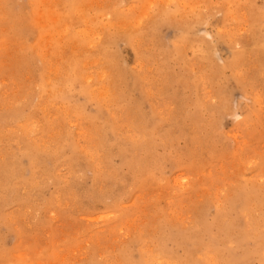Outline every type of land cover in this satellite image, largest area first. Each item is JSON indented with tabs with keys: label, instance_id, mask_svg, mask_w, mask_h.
Masks as SVG:
<instances>
[{
	"label": "rangeland",
	"instance_id": "1",
	"mask_svg": "<svg viewBox=\"0 0 264 264\" xmlns=\"http://www.w3.org/2000/svg\"><path fill=\"white\" fill-rule=\"evenodd\" d=\"M0 264H264V0H0Z\"/></svg>",
	"mask_w": 264,
	"mask_h": 264
},
{
	"label": "bare ground",
	"instance_id": "2",
	"mask_svg": "<svg viewBox=\"0 0 264 264\" xmlns=\"http://www.w3.org/2000/svg\"><path fill=\"white\" fill-rule=\"evenodd\" d=\"M44 1V0H43ZM38 15V14H37ZM35 19V18H34ZM39 20V19H38ZM135 21V20H134ZM4 30V29H3ZM48 38V37H47ZM41 43V42H40ZM102 43V42H101ZM39 48V47H38ZM50 49V48H49ZM89 49V48H88ZM77 56H78V54H77ZM75 57V56H74ZM19 59V58H18ZM95 60V59H94ZM98 62V61H97ZM93 65V64H92ZM87 69V68H86ZM104 71V70H103ZM59 73V72H58ZM103 73V72H102ZM101 73V74H102ZM99 75V74H98ZM103 76V75H102ZM105 76V75H104ZM49 77V76H48ZM104 82V81H103ZM109 85V84H108ZM103 89V88H102ZM108 97H109V95H108ZM182 228V227H181ZM244 233V232H243ZM222 241V240H221ZM148 257V256H147Z\"/></svg>",
	"mask_w": 264,
	"mask_h": 264
}]
</instances>
